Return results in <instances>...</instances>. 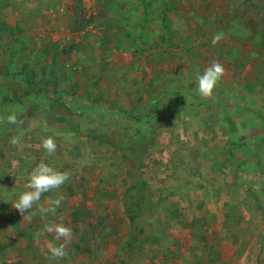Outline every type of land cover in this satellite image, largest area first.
Masks as SVG:
<instances>
[{"label":"rangeland","instance_id":"obj_1","mask_svg":"<svg viewBox=\"0 0 264 264\" xmlns=\"http://www.w3.org/2000/svg\"><path fill=\"white\" fill-rule=\"evenodd\" d=\"M262 32L264 0H0V264H264ZM41 161L71 175L41 197L62 198L55 215L27 222L13 204Z\"/></svg>","mask_w":264,"mask_h":264},{"label":"clouds","instance_id":"obj_2","mask_svg":"<svg viewBox=\"0 0 264 264\" xmlns=\"http://www.w3.org/2000/svg\"><path fill=\"white\" fill-rule=\"evenodd\" d=\"M224 39V34L219 32L212 38V44L215 46ZM226 69L220 62H214L207 67L202 75L197 77V91L203 97H211L218 84V82L225 75ZM9 124H22L23 119H20L13 111L7 116ZM4 120L0 117V122ZM10 143L18 146L21 143V136H14ZM40 148L45 150L49 155H52L57 150V143L53 136L42 138ZM70 173L66 171H59L54 167L49 166L41 161L31 171L28 177V182L25 185L26 190L20 194L13 207L23 216V220L31 222L37 212H33V206L39 205L38 213L42 218H46L48 214L55 215L57 208L61 204L60 199L47 201V206L41 204V197L43 194L59 189L70 178ZM27 213V214H25ZM44 231L47 233H55L57 241H62L59 245L49 243L48 250L53 259H63L68 253L66 251L68 244L73 239L72 229L65 225L63 220L59 223L45 224Z\"/></svg>","mask_w":264,"mask_h":264},{"label":"trees","instance_id":"obj_3","mask_svg":"<svg viewBox=\"0 0 264 264\" xmlns=\"http://www.w3.org/2000/svg\"><path fill=\"white\" fill-rule=\"evenodd\" d=\"M262 36L264 37V32H262ZM262 41H263V43H261L260 47L263 49L264 48V39ZM154 88H156V86H153L151 88V90H153ZM146 101H144L143 103H145ZM138 106H140V105H137V107ZM150 107L153 108V104H151ZM148 111H149V114L157 113L153 109H148ZM143 130H145V131L138 133V135H140V136H137V140L133 141V143L131 145H129L128 149L125 148V152H124L126 154V156L130 157V159H132L136 163L140 162V160L137 156V150L140 147V145H142V144H144L145 146L151 145L153 140H154V136H155V132H154L155 129L153 127H148L147 132H146V129H143ZM112 146L117 147L116 144H113ZM131 202H132V205H131L130 211L133 212L134 214L139 213L140 212V206L145 202L144 196L142 193V186L141 185H138L135 188V191L133 192L132 197H131ZM130 221L133 222V219H130Z\"/></svg>","mask_w":264,"mask_h":264},{"label":"crops","instance_id":"obj_4","mask_svg":"<svg viewBox=\"0 0 264 264\" xmlns=\"http://www.w3.org/2000/svg\"><path fill=\"white\" fill-rule=\"evenodd\" d=\"M210 1V0H209ZM243 77H244V79H246L247 78V75H246V73H243ZM226 75H224V77H225ZM226 84H221V86H220V84H219V86H220V89H225V86Z\"/></svg>","mask_w":264,"mask_h":264}]
</instances>
